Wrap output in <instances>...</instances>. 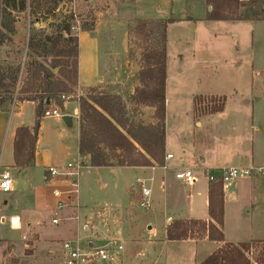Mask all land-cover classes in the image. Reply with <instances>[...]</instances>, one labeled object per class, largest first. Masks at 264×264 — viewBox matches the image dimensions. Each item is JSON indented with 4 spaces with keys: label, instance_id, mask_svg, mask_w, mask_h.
<instances>
[{
    "label": "rangeland",
    "instance_id": "374dc122",
    "mask_svg": "<svg viewBox=\"0 0 264 264\" xmlns=\"http://www.w3.org/2000/svg\"><path fill=\"white\" fill-rule=\"evenodd\" d=\"M150 1L153 0H144L147 3ZM203 1H188L189 4L195 5L193 11L195 16H198L204 9ZM78 2L77 14L80 19L79 26L82 27L84 23H91L92 17H95L97 20L95 15H98L100 21H102V31L103 33L107 32L108 35L107 40L104 41V44L100 48H105V44L107 43V48L112 49L116 53L118 65H116V69L113 72L114 75L111 76L109 83L102 86L87 87L83 89L82 94H79L80 92L77 89L74 95L70 94L71 99L69 100L72 101L68 104L69 109L66 108V110L62 111L64 115H70L68 112H73L74 108L77 107L75 100H78L81 95L86 96L92 88L120 94L128 101L131 92L140 85L137 76L141 69L142 56L146 47L145 42L136 35L135 28L137 21H116L118 18L120 20L121 18H125V15L122 13L117 15L115 11L109 14V8L112 6L109 0L88 1L89 3L86 0H79ZM182 2L184 4L185 1L176 0L172 4V13L177 18L183 16L181 13ZM114 4L117 5V2L114 1ZM69 10L70 0H62L57 10V17L62 18V15L70 13ZM109 18L113 22L108 27L104 26L103 24L106 23L105 19L109 21ZM50 20H53V18L51 17ZM180 23H170L167 33L169 79L166 99L168 100L169 116L178 111L177 104L180 97L183 98V103L186 104L185 108L190 111L194 99L189 98L187 101L186 98L187 96L190 97L192 90L196 91V95L204 93L232 97L231 88L226 83L234 76L237 77L239 83L238 95L245 93L244 87H246V91H250L252 83L255 84L254 90L256 92H264V82H260L264 80V72L256 71L246 77V80L243 79L245 72L252 66V61L257 66L264 65V53L262 52L264 51V46L258 44L259 40L256 43L255 55H251L252 51H246L242 54L240 61L241 68L237 67L238 71L234 69V66H238L239 64H234L237 58H235L234 51L231 48H226V50L221 52L222 56H220V53L214 51L216 48L213 46V39L209 44H207L206 39H201L205 47L200 50L201 52L196 53V55L198 59H203L205 62L197 64L195 71L187 70L186 73L178 76V71L186 70L192 63L193 53L190 50L191 45L185 44L184 40L189 38L191 32H195V29L191 28L188 22H185L187 24ZM223 23L242 24V22ZM76 24L78 26L77 21ZM183 25L187 26L185 30ZM22 26H18V29L22 28ZM30 26L31 17H28L24 26L25 35L21 37L17 35L15 37L16 47L25 49L30 33ZM36 27L39 28V26ZM45 29L48 33H52L53 31L49 27H45ZM79 30L77 29L78 32ZM262 30H264L262 27L257 28L256 35L260 34ZM225 38L224 42L227 44L230 38ZM240 43L241 48H245L243 41ZM12 49L13 47L10 46H0V62L9 61V63H16L15 58L17 55ZM180 53H183V56H180ZM84 54H90L89 48L86 45L84 46ZM212 59L219 60L218 63L213 65L212 69L202 64L207 63L206 60ZM200 70L207 73L203 77H200L199 74L198 77L200 81H205V83H201L197 81L198 78L195 77L194 79L191 76L196 71L200 73ZM222 75H225V77H221ZM210 80L212 83L218 82V84H209ZM243 80L245 82H242ZM129 107L132 109L133 106L129 104ZM133 110L135 119H139L142 123L148 121L149 114L140 118L139 109ZM25 117L31 120V112L27 111ZM51 118L44 119L46 130L61 126L66 127L67 133L72 135L73 131L77 129L76 117L74 118V128L69 127L62 117L58 119ZM57 120L58 123L62 124H58L59 126H57L55 124ZM154 122H156V119ZM171 124L168 128V139L170 138L172 143H175L177 139V124L176 121H172ZM197 125V122L193 121V131L195 129L199 139H203V142H200V146L204 148L205 137L209 138L211 132L208 125L204 124L202 127H198ZM69 139L67 137V140ZM237 139L231 141L227 139L226 142L219 146L215 145L214 148L221 150L225 147L227 151L233 150L238 147L239 141L243 140V134L239 135ZM216 141V143L220 142L219 140ZM72 158L70 161L74 162L76 156ZM155 166L158 167L154 171L147 169L146 172L139 168H92L85 166L82 170L83 174L79 177V192L76 196L69 198L74 199V197L78 196V200L76 203L71 204L67 201L66 196L56 198L54 194V197L49 198L50 202H47L49 190L42 183H38L36 177L23 178L19 176L20 174L17 171L14 172L12 178L13 182H15L16 193L18 194L17 202L14 200V193H9L5 196L0 193V204H3V197H6L8 202L7 212L0 214V264H15L14 260L17 264L19 258L16 256H25L24 249L26 242L32 243L39 237L34 231L41 233V241H37L34 257H27L28 263L64 264V240H78L81 246L88 245L90 242L99 246L106 245L110 237H115L121 241L123 250L119 252L111 249V254L115 257V261L102 264H150L147 255L150 252L148 251L147 239L159 237L163 234L164 224L169 221V216H171L170 219L183 218L189 220L188 218L190 217L195 218L207 214L204 203H201V198L203 197V200L205 198V190L208 184V180L203 173L204 171L200 170L196 172L198 177L196 183L194 182L190 185L182 184L176 190L172 189L169 185H167L166 189H163L159 184L163 179L160 174L166 172L168 173L167 176L172 175L174 177L175 171L171 172L169 169L158 164ZM152 176L153 180L147 182V186L151 189L150 200L152 204L150 208H144L138 202L140 196L138 197L139 185L136 183V179L138 177L149 179ZM249 180L253 181L251 197L248 193H245L246 195H243L244 201L242 203L234 201H228L227 203L226 240L236 243L245 242L252 238L264 239V168L260 177L256 176L252 179H239L237 181L246 186L249 191ZM127 185H130V188H127ZM233 185L234 183L230 185V191L234 188ZM200 192H202V197L199 194ZM188 194H190L192 199L195 198V200L191 199V205H195L193 213L189 212L188 205L190 201L189 197H187ZM197 196H199V199H196ZM60 201L62 202L61 207H59ZM11 214L19 217L22 226L20 229L12 227L13 225L9 219ZM3 217L7 219L3 221ZM54 218H57V223H52ZM86 223L90 229L85 228ZM195 225L198 226V224ZM52 250H54L53 253ZM254 255L255 251L254 254L250 253L252 259H254ZM203 256L204 254L199 251L196 259L192 262L194 264H201L207 257Z\"/></svg>",
    "mask_w": 264,
    "mask_h": 264
},
{
    "label": "crops",
    "instance_id": "0c3cea01",
    "mask_svg": "<svg viewBox=\"0 0 264 264\" xmlns=\"http://www.w3.org/2000/svg\"><path fill=\"white\" fill-rule=\"evenodd\" d=\"M86 1L95 2L96 0ZM109 1L111 3L110 5H112L109 8V14L115 11L117 15H120V13L125 15V18H121V20L120 18H118V20H116L119 22H133L134 20L137 21L139 19L155 20L171 18L173 19L171 24L176 22H181L180 24H187L185 22H188L190 24L189 26L195 29V32H191L189 38H187V40H184L185 44L191 45L190 50L193 53V58L191 59L192 63L187 67L186 70L178 71V76L186 73L187 70L195 71V67L197 66V64L205 62V60L203 59H198L196 55V53L201 52L200 50L205 47L204 42H202L201 39H206L207 44L211 43L210 41L213 39L212 43L216 48L214 49V51L220 53L221 55L217 53L220 56H222L221 52L226 50V48H231L232 51H234L235 58H237V60L234 61V64H239L238 66H234V69H237L238 71V68H241L240 61L243 53H245L246 51H252L251 55H255L257 40H259V45L264 46V30H262L260 34L256 35L257 28L262 27V29H264V20H208L206 18V15L207 12L211 9L210 6L207 5L206 0L203 1L204 9L201 13L198 14V16H195L193 14L195 5H192V3L189 4V0H183L185 2L184 4L182 2L183 5L181 6V13L183 16L181 18L175 17L172 13V4L175 3L176 0H153L148 3L144 2V0ZM114 1L117 2V5L114 4ZM95 16L97 17V20L94 28L92 30H81L80 27L78 34L80 53L79 80L77 90L80 92L79 94H82L83 89L87 87L102 86L109 83L111 81V76L114 75L113 72L116 69V65H118V57L112 49L107 48V43L105 44V48H100L101 45L104 44V41L107 40L106 38L108 35L107 32L103 33L101 28L102 21H100L98 15ZM105 20L106 23H104L103 25L107 27L113 22L111 18H109V21L108 19ZM51 21L52 20H50L49 18L47 21L37 22L36 26L43 28L49 27L48 24ZM223 22H242V24ZM25 23L19 22L18 26L23 25L22 28H19L21 34L19 37L25 35ZM186 27V25H183L184 30L186 29ZM197 29L199 30L197 31ZM225 37L230 38V41L227 42V44L224 42V40L226 39ZM241 41H243L245 48H241ZM85 45L89 48V55L84 54ZM166 47L168 63V45H166ZM262 52L264 53V51ZM180 56H183V53H180ZM218 61V59L206 60L207 63L202 64L212 69L213 65L218 63ZM256 71L264 72V65L257 66L255 62L252 61V66L248 71L245 72V76H243V79L246 80V77L251 75V73L253 72L255 73ZM199 74L200 77H203L204 74L207 75L205 71L200 70V73L199 71H196L191 76L195 79V77H199ZM221 77H225V75H222ZM168 79L169 75L167 64L166 91L168 87ZM244 80L242 82H245ZM197 81L205 83V81H200L199 78ZM260 82H264V80H261ZM209 84H218V82L212 83L210 80ZM252 84V89H250V91H246V87H244L245 93L238 95L239 83L237 77L234 76L230 79V81H227L226 83V85L230 87L232 91V97L230 98L224 95L217 94L201 93L196 95V91L192 90L190 97L187 96L186 98L187 101L189 100V98H192V100L194 99L191 104L192 107H190V111L185 108L186 104L183 103V98L180 97L177 104L178 111L170 114V116L168 115V100L166 99L165 154L166 156L168 154L173 155L172 158L166 161V168L171 172L175 171V173L182 167L193 169L195 173L200 170L204 171L203 173L208 180L204 200L202 197V192H200L199 194L202 197L201 203H204L207 214L205 216H197L195 218L190 217L188 218L189 220L183 218L170 219L171 216H169V221L164 224L163 234L159 237H150L147 239L148 251H150L147 255L150 264H194V262L192 261L196 259L197 253H199V251L204 254L203 257H206L222 246L223 242L213 241L209 239L210 218L208 210L210 181L207 177V173L209 171H219L223 168L229 167L254 166L262 169L264 168V92H256L254 90L255 84ZM199 96H201L203 100L200 104H197L196 98ZM211 97L225 98L224 108L221 111L211 113L205 110L204 105L206 103V99L208 100V98ZM71 101L72 100H65L64 106L63 108H61V110H66V108L69 109L68 104ZM75 101L77 102V107L74 108L73 112L68 113L70 115L73 114V125L71 126V128H74V118L76 117L77 129L73 131L72 135H69L67 133L68 131L66 127L59 126L62 123H58L57 120V123L55 124H57V126L59 127L46 130L44 127V119L46 118L43 117L39 136L36 142L35 165L22 171L18 170L14 166L15 131L20 126H34L36 120V104L30 101L16 102L8 109L0 110V168L2 170L8 169L12 174L17 171L20 174L19 176H22L23 178H29L30 176L36 177V181L38 180V183H42V185L49 190V197L47 198V202H50L49 198L53 196V191L55 188H61L64 190L70 188L69 181L67 179L59 176H52L50 174L48 170L50 166L62 167L68 162H71L70 159H73L72 157L76 156V158L74 159H77L79 156H82L83 162L87 167L98 168L90 165L89 156H83L80 154V104L78 100ZM53 106H56V104L51 105V107ZM203 109L204 111H202ZM27 111L31 112V120H28L25 117ZM139 112L140 118L141 116L145 117L147 116L146 114H149L148 121H145L144 124L155 123L153 107L142 106L140 107ZM58 118L59 117H52L51 119ZM137 120L140 121L139 119ZM172 121H176L177 124V139L175 143H172V140L170 138L168 139V128L170 125H172ZM193 121L195 123L197 122L198 127H202L204 124L209 126L211 132V134L209 135L210 139L205 137L204 148H201L200 146V142H203V139H199L195 132V129L193 131ZM241 134H243V140H241V142L239 141V145L237 148L230 151H227L225 147L221 150H217V148H214L215 145L219 146L220 144L226 142L227 139H229L230 141L233 139H237ZM67 137H69L70 139L67 140ZM216 140H219L220 142L216 143ZM102 167L139 168L146 172L147 169L154 171L158 166L145 167L115 165ZM262 173L263 171L257 172L251 177L243 179H252L256 176L260 177ZM167 175L168 173L166 172L160 174L163 179L159 182V184L163 189H166L167 185H169L174 190H176L182 184L190 185L178 180L176 176L173 177L172 175ZM149 179L153 180V176ZM252 183L253 181H248V187H250L249 191L246 186H243L242 183L238 181L234 183V188L231 191L229 190V188L224 189L225 201L223 232L225 236V242H232L226 240V223L228 220L227 203L228 201L242 203L244 201L243 195H246L245 193H248L251 197ZM127 188H130V185H127ZM16 192L17 190L15 182L12 191H0V193L4 194V196L9 193H14V200L17 202L18 194ZM138 193V197L140 196L141 198L140 185L138 188ZM187 197H189L190 201V204L188 205L189 212L193 213L195 205H191L192 197L190 196V194H188ZM66 198L70 204L76 203V201L78 200V196L74 197V199H69L68 196H66ZM196 199H199V196H197ZM2 200L3 204H0V214L6 213L8 207L6 197H3ZM192 200H195V198ZM13 218L15 222H17V224L13 225L12 227L15 229H20L22 226L19 217L15 214H11L9 217L10 222ZM6 219L7 218L5 217L2 218L3 221H5ZM176 219L182 220L188 224L190 223L193 226V229H195V237L184 240H168L166 237L167 227L173 220ZM194 223L198 224V226H194ZM85 228L90 229L87 223L85 224ZM34 233H37L39 237L32 243L26 242L24 257L15 255L19 258V262L17 264H36L35 262L28 263L29 261L27 259V257H34L37 249V241H41V233L38 231H34ZM89 244L93 243L90 242ZM29 250L31 251L29 252ZM53 252L54 250H52V253ZM14 262L16 264L15 260Z\"/></svg>",
    "mask_w": 264,
    "mask_h": 264
},
{
    "label": "trees",
    "instance_id": "16d2710c",
    "mask_svg": "<svg viewBox=\"0 0 264 264\" xmlns=\"http://www.w3.org/2000/svg\"><path fill=\"white\" fill-rule=\"evenodd\" d=\"M62 0H0V46L13 47L16 63L0 62V110L16 102L36 104L33 127L20 126L15 131L14 166L22 171L35 165L36 142L43 113L56 104L63 108L62 95H74L79 80V32L72 14L57 17ZM87 2V1H86ZM89 3V2H87ZM211 10L208 20H264V0H206ZM31 17L25 49L16 47L19 22ZM48 24L52 33L37 22ZM171 18L137 20L136 35L145 42L140 85L126 101L122 95L92 88L78 98L80 104V154L89 156L91 166H162L165 163V117L167 79V28ZM84 23L82 30H92ZM50 101L48 104L47 101ZM202 97L196 98L200 104ZM205 110L214 113L224 108L225 98L206 99ZM131 104L132 109L129 107ZM142 106L154 108L155 123L144 124L134 118V110ZM224 187L221 180L210 181L209 239L223 242L201 264H264V239L225 242ZM196 223V222H195ZM195 229L182 220H173L167 227L168 240L195 237ZM254 259L250 253L254 254Z\"/></svg>",
    "mask_w": 264,
    "mask_h": 264
},
{
    "label": "built area",
    "instance_id": "2783aa9c",
    "mask_svg": "<svg viewBox=\"0 0 264 264\" xmlns=\"http://www.w3.org/2000/svg\"><path fill=\"white\" fill-rule=\"evenodd\" d=\"M79 0H70V10L69 12L76 19L77 24L74 26V29H80L79 23L80 19L77 14L78 2ZM63 100L71 99L70 95H62ZM64 114L58 106L49 107L43 113L44 118L50 117H63ZM172 154L166 156V161L172 158ZM86 164L83 162L82 156H79L74 162H68L64 166H50L48 168L52 176H59L65 178L69 181L70 188L64 190L61 188H55L53 194L57 198H62L64 195L69 198L76 196L79 192V177L82 174L83 168ZM167 167V164L162 165ZM263 169L259 167H229L223 168L219 171H209L207 177L209 181L221 180L223 183L224 189H228L231 184L235 183L239 179L251 177L257 172H262ZM175 176L178 180L192 184L198 180V177L193 169L182 167L177 170ZM150 179L138 177L137 183L140 185L141 189V198L138 201L139 204L144 208H150L151 206V189L147 186V182ZM14 182L12 178V173L8 169L0 168V191L10 192L13 190ZM62 206V202H59V207ZM57 218L53 219V223H57ZM12 225L17 224L14 218L11 220ZM195 225V223H194ZM199 234V233H197ZM111 249L116 251H122V243L114 237H111L106 245H94L88 244L81 246L78 240H66L63 242V251H64V264H102V263H111L115 261V257L111 254Z\"/></svg>",
    "mask_w": 264,
    "mask_h": 264
},
{
    "label": "water",
    "instance_id": "95a60500",
    "mask_svg": "<svg viewBox=\"0 0 264 264\" xmlns=\"http://www.w3.org/2000/svg\"><path fill=\"white\" fill-rule=\"evenodd\" d=\"M210 9H211V7H210ZM47 103L49 104L50 101L48 100ZM62 118H63L64 122H65L68 126L71 127V126L73 125V116H71V115H64Z\"/></svg>",
    "mask_w": 264,
    "mask_h": 264
}]
</instances>
